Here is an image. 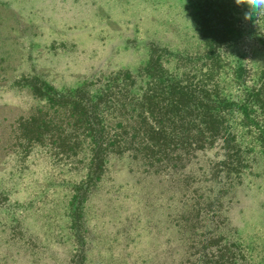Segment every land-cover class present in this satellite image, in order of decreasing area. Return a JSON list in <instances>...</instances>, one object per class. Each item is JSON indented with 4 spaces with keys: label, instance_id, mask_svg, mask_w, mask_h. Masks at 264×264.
I'll return each instance as SVG.
<instances>
[{
    "label": "rangeland",
    "instance_id": "1",
    "mask_svg": "<svg viewBox=\"0 0 264 264\" xmlns=\"http://www.w3.org/2000/svg\"><path fill=\"white\" fill-rule=\"evenodd\" d=\"M212 1L0 0V264H264V149L241 126L248 115L264 131L250 103L264 96V7L214 1L229 38L213 45L197 13ZM155 60L228 104L245 168L221 188L212 169L226 154L213 146L153 176L126 145L74 211L90 165L88 142L64 157L85 133L74 93L116 90L98 106L103 130L134 135L149 117L141 74ZM187 181L203 195L199 217Z\"/></svg>",
    "mask_w": 264,
    "mask_h": 264
},
{
    "label": "trees",
    "instance_id": "2",
    "mask_svg": "<svg viewBox=\"0 0 264 264\" xmlns=\"http://www.w3.org/2000/svg\"><path fill=\"white\" fill-rule=\"evenodd\" d=\"M214 1L209 4H198L197 11L200 21L214 30L209 33L210 44L213 45L217 42L225 43L229 38L226 19L217 14L220 9L216 7ZM226 2L232 4L231 0ZM154 66V69L141 74L143 78H147L148 91L142 99V107L149 117H141L144 121L142 124L140 122V129L134 135L122 131L118 135L109 136L103 130L102 117H100L102 113L99 114L98 106L99 103L107 101L108 97L109 100L116 99L118 97L116 90L105 93L101 90L98 95H90V92L82 88V92L78 90L74 93L78 98L76 97L73 102L80 113L77 121L80 124L77 126L82 127L85 133L81 137L67 139L69 153L64 157L70 159L78 156L83 145L90 144L89 172L83 185L78 189L74 211L77 212L90 190H93L96 182L104 175L108 155L110 153L121 155L120 148L126 145L127 149L133 150V155L138 156L142 162L143 171L153 176L167 174L169 171H176L175 174H178V170L187 167L189 156L195 158L196 154L207 151L213 146H220L219 149H224L226 154L214 164L215 168L212 169L216 179L225 175L221 181H218L221 188L226 186L227 179L232 173L239 174L245 168L242 152L240 150L232 152V136L227 134L228 117H224L223 114L229 112L228 104L226 102L223 103L224 105L216 104L208 99L210 97L206 93L201 92L202 86L196 87L188 84L187 81L167 75L158 60H155ZM115 79L117 77L113 80ZM155 91L157 92L154 93ZM257 92L259 96H252L250 103H256L264 111V96L262 97L261 90ZM80 96L82 99L79 101ZM257 125L255 117L245 115L241 119V126L254 130L259 138L260 147L264 149V131L258 130ZM230 182L231 179L228 185L231 184ZM185 186L188 190L192 188L189 181ZM190 194V199L193 201L192 216L199 217L202 210L198 205L204 202L203 195L197 189L191 190ZM74 218L76 222L73 221V227L77 231L79 219L77 216ZM185 222L188 225L193 224L192 219L187 217Z\"/></svg>",
    "mask_w": 264,
    "mask_h": 264
},
{
    "label": "clouds",
    "instance_id": "3",
    "mask_svg": "<svg viewBox=\"0 0 264 264\" xmlns=\"http://www.w3.org/2000/svg\"><path fill=\"white\" fill-rule=\"evenodd\" d=\"M235 2L237 4H243L244 0H235ZM252 4L255 7H264V0H252ZM246 17L248 16V14H245Z\"/></svg>",
    "mask_w": 264,
    "mask_h": 264
}]
</instances>
